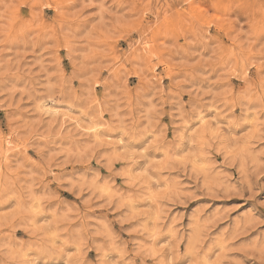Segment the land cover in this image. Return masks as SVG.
Listing matches in <instances>:
<instances>
[{
    "label": "rangeland",
    "instance_id": "obj_1",
    "mask_svg": "<svg viewBox=\"0 0 264 264\" xmlns=\"http://www.w3.org/2000/svg\"><path fill=\"white\" fill-rule=\"evenodd\" d=\"M0 264H264V0H0Z\"/></svg>",
    "mask_w": 264,
    "mask_h": 264
}]
</instances>
